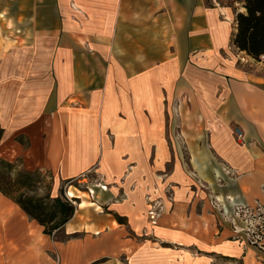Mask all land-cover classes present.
I'll return each instance as SVG.
<instances>
[{"label": "crops", "instance_id": "1", "mask_svg": "<svg viewBox=\"0 0 264 264\" xmlns=\"http://www.w3.org/2000/svg\"><path fill=\"white\" fill-rule=\"evenodd\" d=\"M54 4H61V21L54 19ZM133 4L148 11L150 0ZM157 4L151 18L150 11L145 17L133 13L128 0H14L13 34L0 33V158L53 173L59 183L89 172L97 186L91 204L107 206L118 198L126 203L124 225L82 208L76 197L75 214L60 232L99 236L57 243L76 248L60 255V264L94 261L84 255L90 237L112 247L106 264L123 256L125 264L185 259L150 245L149 203L157 205L152 213L159 240L257 264L225 241L230 232L217 229L211 197L219 186L218 197L239 206L264 203V76L219 63L235 25L233 16L230 29L220 26L225 8L217 1ZM225 74L233 77L225 80ZM183 117L189 131H178L174 140L169 118L182 124ZM182 143L188 160L179 156ZM0 200L36 224L1 194ZM28 223L35 239L52 238ZM25 253L11 264H47L40 251L35 260Z\"/></svg>", "mask_w": 264, "mask_h": 264}, {"label": "rangeland", "instance_id": "2", "mask_svg": "<svg viewBox=\"0 0 264 264\" xmlns=\"http://www.w3.org/2000/svg\"><path fill=\"white\" fill-rule=\"evenodd\" d=\"M132 4L133 8L131 10L136 12L139 17L143 14L145 17L150 11V16L153 18V15H155L157 10V2L158 0H150V6L149 10H141L138 9L133 3L135 1H139V3L142 0H128ZM214 4L217 1L216 6H223L224 12L220 14V26L223 28L224 24H226L227 28H231L233 16L241 7V4L239 3V0H208V3ZM14 0H0V7L4 8L0 10V33L4 37L12 35L14 30V22H13V16L16 12L14 5ZM56 3L57 0H54ZM149 4V3H148ZM209 5V4H208ZM207 5V6H208ZM142 6L146 9V3L143 2ZM141 4H139V7H142ZM56 7V8H55ZM60 6H57V4H54L53 13L55 15L54 19L61 21L63 17L62 9L60 10ZM73 6H71L72 8ZM135 7V8H134ZM223 10V8H222ZM75 15L77 14V11H73ZM38 17H41L38 15ZM76 19V17H75ZM10 44V43H9ZM223 61L224 63L230 64L232 68H236L239 70V72H254L258 77L264 76V60L261 62L253 61L249 58H246L244 55L238 53L232 45L227 47V49L223 50L221 53V57H219V63ZM218 63V62H217ZM209 69V68H208ZM213 69L212 71H216ZM230 75V76H228ZM233 74H225L223 79L227 80L229 78H232ZM240 77V76H239ZM185 123L180 124L178 121L170 120L168 121V131L169 135L172 137V139L175 140L177 136L178 131H189L188 128V122L189 120L187 117H183ZM199 128H205L204 125H201ZM239 132V131H238ZM237 132V134H238ZM183 134V133H182ZM242 135V134H241ZM237 139H241L238 138ZM23 141L22 139H20ZM177 140V139H176ZM174 143V146H177L178 144L174 141H171ZM182 153L179 154V156L182 155L183 160H188L189 154L187 153V150L184 148L185 145L182 143ZM18 165L23 167L22 162L19 161ZM221 174L224 176V170H220ZM43 174H40L38 179L39 181L36 184L37 188V194L38 196H43L46 193V187L51 185V195L53 197L61 195L63 198L70 200L73 202L74 206L76 207L77 204L80 202L77 200L76 197H80L83 201L82 208L88 207L95 209V212L102 213V218L104 219L106 217L105 214L111 215L113 220L117 221L118 224H126L127 220L124 218L125 215V205L126 203L122 201L121 198H118L116 201H113L111 203H107V206H94L95 204H91V201L93 203V197L95 195V188H97L96 184L94 183L96 178L90 176L89 172L81 175L79 178L75 180H71L68 182H61L59 183L57 176L53 173L42 171ZM49 173V174H48ZM199 176L203 177H210V178H221L222 175H220L219 171H199ZM198 176V177H199ZM101 188V187H99ZM218 191L214 192V195L212 194L211 200H212V209L215 215V224L217 225V229L222 230H228L230 234H228L225 237V241L233 246H237L240 249L243 250L244 253H249L253 255V261L257 264H264V203H254L253 207H247L246 210H244L243 206H239L237 202H234L233 200L225 199V197H218L221 193V188L219 186H216ZM216 190V189H215ZM79 198V199H80ZM223 198V199H222ZM81 201V200H80ZM81 201V202H82ZM115 205V206H112ZM150 206L149 214L151 215L150 226L151 232L148 235V238L150 240V245L154 246L157 251H164L167 253H170L172 251H175L176 253L182 255L185 257V259H177L174 264H239L234 263L233 261L228 260L227 257H224L222 255H218L217 253L213 254H206L205 251H187L183 249H178V246L174 245L172 242L168 241H161L158 239L157 234H155V227H157L156 221L157 218L154 219V215L157 212V205L154 203H149ZM106 205V204H105ZM99 206V207H98ZM110 209V210H109ZM155 211V212H154ZM83 212V211H82ZM154 212L155 214H153ZM149 215V216H150ZM92 216L94 214H89V220L92 221ZM86 217V216H85ZM22 218V217H21ZM98 219V217H95ZM110 219V218H109ZM27 220H25L26 222ZM153 221V224H152ZM29 222V223H28ZM29 225H31L32 228H34V231L36 234L41 236V230L40 228L30 221H27ZM105 224V223H104ZM90 232H87L86 234L82 232V234L77 235H68L66 236L63 232H59L56 234L53 238H46V242L49 244L50 248H47L45 245L43 251L40 250V253L42 255H39L40 258H45L47 260V264H60L61 263V256H64L66 254H74L75 247L70 245H56L57 243H67L72 240H75L77 238L82 239L85 235H91L93 238H96L99 236L98 234H89ZM87 238V237H86ZM93 240L91 237L89 238ZM89 240V243L86 246V250L84 252L85 259H90L93 257H96L94 261H92L90 264H106L108 261H112L111 257L114 256V251L112 247L104 248L102 247L100 240L91 241ZM52 248V249H51ZM6 249L3 248V245H0V255L4 254V259H2L3 264H11L13 263V258L9 256L7 252H5ZM24 255V254H23ZM191 255V256H190ZM100 256H105L101 258H97ZM110 257V258H109ZM189 261V262H188ZM117 264H125L126 259L125 257H118V259L113 261ZM46 264V263H42ZM80 264H83V259L80 258Z\"/></svg>", "mask_w": 264, "mask_h": 264}, {"label": "trees", "instance_id": "3", "mask_svg": "<svg viewBox=\"0 0 264 264\" xmlns=\"http://www.w3.org/2000/svg\"><path fill=\"white\" fill-rule=\"evenodd\" d=\"M239 3L231 44L238 53L261 62L264 60V0H239ZM2 137L0 127V142ZM19 161L0 158V194L39 225L43 235L53 238L73 218L76 207L62 194L53 197L51 185L45 188V195L38 196L36 184L42 171H27L18 165Z\"/></svg>", "mask_w": 264, "mask_h": 264}, {"label": "bare ground", "instance_id": "4", "mask_svg": "<svg viewBox=\"0 0 264 264\" xmlns=\"http://www.w3.org/2000/svg\"><path fill=\"white\" fill-rule=\"evenodd\" d=\"M25 220L13 205L0 200V245L3 244L12 258H18L26 252L29 260H35L37 252L44 249L46 240L35 239L33 233H29L30 230L26 228Z\"/></svg>", "mask_w": 264, "mask_h": 264}, {"label": "built area", "instance_id": "5", "mask_svg": "<svg viewBox=\"0 0 264 264\" xmlns=\"http://www.w3.org/2000/svg\"><path fill=\"white\" fill-rule=\"evenodd\" d=\"M237 136H238V138H242V135L240 132H238ZM244 210H246V207H244Z\"/></svg>", "mask_w": 264, "mask_h": 264}]
</instances>
